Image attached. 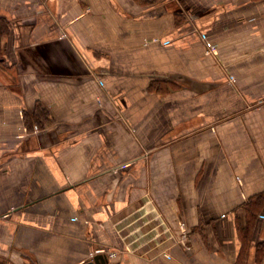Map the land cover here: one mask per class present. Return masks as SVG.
Returning a JSON list of instances; mask_svg holds the SVG:
<instances>
[{"label": "crops", "instance_id": "obj_1", "mask_svg": "<svg viewBox=\"0 0 264 264\" xmlns=\"http://www.w3.org/2000/svg\"><path fill=\"white\" fill-rule=\"evenodd\" d=\"M97 256L264 264V0H0V264Z\"/></svg>", "mask_w": 264, "mask_h": 264}, {"label": "water", "instance_id": "obj_2", "mask_svg": "<svg viewBox=\"0 0 264 264\" xmlns=\"http://www.w3.org/2000/svg\"><path fill=\"white\" fill-rule=\"evenodd\" d=\"M84 264H105V261L102 256H97L94 260L86 262Z\"/></svg>", "mask_w": 264, "mask_h": 264}, {"label": "built area", "instance_id": "obj_3", "mask_svg": "<svg viewBox=\"0 0 264 264\" xmlns=\"http://www.w3.org/2000/svg\"><path fill=\"white\" fill-rule=\"evenodd\" d=\"M212 48H214V47H212Z\"/></svg>", "mask_w": 264, "mask_h": 264}]
</instances>
